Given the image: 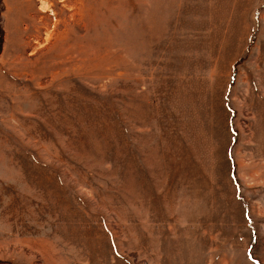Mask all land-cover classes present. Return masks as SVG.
Segmentation results:
<instances>
[{
	"label": "rangeland",
	"instance_id": "obj_1",
	"mask_svg": "<svg viewBox=\"0 0 264 264\" xmlns=\"http://www.w3.org/2000/svg\"><path fill=\"white\" fill-rule=\"evenodd\" d=\"M2 3L0 264H264V0Z\"/></svg>",
	"mask_w": 264,
	"mask_h": 264
},
{
	"label": "trees",
	"instance_id": "obj_2",
	"mask_svg": "<svg viewBox=\"0 0 264 264\" xmlns=\"http://www.w3.org/2000/svg\"><path fill=\"white\" fill-rule=\"evenodd\" d=\"M2 11H3V3H2V0H0V15H1ZM2 44H3V31L0 28V53L2 50Z\"/></svg>",
	"mask_w": 264,
	"mask_h": 264
},
{
	"label": "bare ground",
	"instance_id": "obj_3",
	"mask_svg": "<svg viewBox=\"0 0 264 264\" xmlns=\"http://www.w3.org/2000/svg\"><path fill=\"white\" fill-rule=\"evenodd\" d=\"M32 20H33V18H32ZM35 29H36V28H35ZM15 35H16V34H15ZM16 38H17V37H16ZM20 40H21V39H20V36H19V41H20ZM20 42H22V40H21ZM21 47H22V45H21ZM17 48H18V47H17ZM19 50H20V49H19ZM19 50H17V49H16V50H13V51H12V54L16 55L17 52H20L19 55L21 56L22 52L19 51Z\"/></svg>",
	"mask_w": 264,
	"mask_h": 264
}]
</instances>
